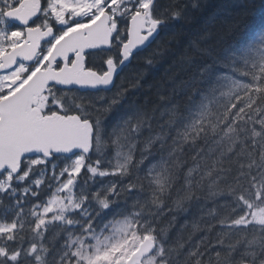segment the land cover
Returning <instances> with one entry per match:
<instances>
[{
	"label": "snow or ice",
	"instance_id": "6c2138e0",
	"mask_svg": "<svg viewBox=\"0 0 264 264\" xmlns=\"http://www.w3.org/2000/svg\"><path fill=\"white\" fill-rule=\"evenodd\" d=\"M205 7L0 0V264H264V0Z\"/></svg>",
	"mask_w": 264,
	"mask_h": 264
},
{
	"label": "trees",
	"instance_id": "16d2710c",
	"mask_svg": "<svg viewBox=\"0 0 264 264\" xmlns=\"http://www.w3.org/2000/svg\"><path fill=\"white\" fill-rule=\"evenodd\" d=\"M232 2V0H205V10L201 15L204 16H210L212 13L220 11L227 5H229ZM257 4L261 3V0H256ZM259 10H257L256 14L252 17H250V22H256L259 20Z\"/></svg>",
	"mask_w": 264,
	"mask_h": 264
}]
</instances>
